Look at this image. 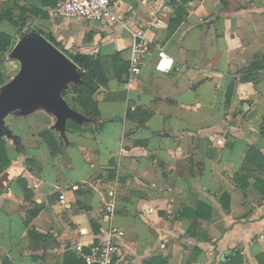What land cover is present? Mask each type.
Returning a JSON list of instances; mask_svg holds the SVG:
<instances>
[{"label": "crops", "instance_id": "crops-1", "mask_svg": "<svg viewBox=\"0 0 264 264\" xmlns=\"http://www.w3.org/2000/svg\"><path fill=\"white\" fill-rule=\"evenodd\" d=\"M60 1L2 0L18 26L0 27L14 39L34 21L113 77L83 132L36 97L0 120V264H80L76 246L90 254L112 226V264H264V69L243 71L264 57V0H112L150 44L131 85V32L57 18Z\"/></svg>", "mask_w": 264, "mask_h": 264}, {"label": "water", "instance_id": "water-1", "mask_svg": "<svg viewBox=\"0 0 264 264\" xmlns=\"http://www.w3.org/2000/svg\"><path fill=\"white\" fill-rule=\"evenodd\" d=\"M11 56L21 63V72L0 96V120L20 104L28 107L36 97L57 118V129L65 132L73 111L62 90L79 80L76 64L38 35L19 41Z\"/></svg>", "mask_w": 264, "mask_h": 264}, {"label": "trees", "instance_id": "trees-1", "mask_svg": "<svg viewBox=\"0 0 264 264\" xmlns=\"http://www.w3.org/2000/svg\"><path fill=\"white\" fill-rule=\"evenodd\" d=\"M10 13V11H3L0 5V25L4 19H8L10 23L18 26V21L10 18ZM14 45L15 42L13 37L3 31L0 27V63L2 61L1 57L7 54ZM71 58L78 67L77 73L79 74V80L77 82L69 83L67 87L62 90V96L66 99L73 111L72 118H70L67 122L66 131L83 132L85 131L87 125H89L93 120H98L99 112L97 110L96 102L94 101V94L98 91L100 86L107 85L113 75L109 74V70L105 67L104 62H102L101 59H95L92 56L85 54H73L71 55ZM262 60H264V57L257 58L252 64L243 68V71L246 72L245 74L264 69V64L261 62ZM115 71L116 73L122 72V70L119 71L117 69H115ZM117 75L119 78L118 73ZM249 78L250 77L246 75L242 79L244 81H248ZM3 82L4 70L3 67H0V83ZM232 90L233 84L230 85L228 90V100ZM70 97H76V100L83 102L81 112L72 106V103L69 100ZM255 155H259V152L254 148L251 150V154L248 159H252ZM10 164L11 160L6 149V142L0 139V173H2ZM255 186L261 190L264 188V182H256ZM87 252L89 253V251H86V253ZM70 256L77 259L74 254H70ZM77 261H79L80 264H87L84 260L77 259Z\"/></svg>", "mask_w": 264, "mask_h": 264}, {"label": "built area", "instance_id": "built-area-1", "mask_svg": "<svg viewBox=\"0 0 264 264\" xmlns=\"http://www.w3.org/2000/svg\"><path fill=\"white\" fill-rule=\"evenodd\" d=\"M57 18L74 19L81 18L89 23L112 22L120 24L129 30L133 36L131 46L130 66L127 72V83H135L142 72L144 59L150 51V44L145 32L141 29L132 30L127 22L121 19L112 5V0H61L54 9ZM157 48L165 55L163 47ZM181 68H177L180 70ZM115 211V204L111 203L106 207V212L112 215ZM108 239L99 247L93 249L90 254H84L81 245L76 246V251L87 262V264H112L117 253V242L123 232L112 226L108 233Z\"/></svg>", "mask_w": 264, "mask_h": 264}, {"label": "rangeland", "instance_id": "rangeland-1", "mask_svg": "<svg viewBox=\"0 0 264 264\" xmlns=\"http://www.w3.org/2000/svg\"><path fill=\"white\" fill-rule=\"evenodd\" d=\"M0 5L3 6V2L2 0H0ZM16 16V15H14ZM25 33L23 35H21V33H18V37H15L13 40L15 42V45L18 43L17 41H21L25 38H28L32 35H38L41 36L43 38L42 31L40 30V27L36 25V22H29L28 24V29L26 31H24ZM45 39V38H44ZM15 45L11 48V50L5 54L4 56L1 57L2 61H1V65L0 67H3L4 70V82L0 83V96L4 95L6 88L8 87V85L10 84V82L12 80H14L19 73L21 72V63L17 60L12 58L11 56V52L13 50V48L15 47ZM56 45L55 47L57 48L58 45ZM63 54H65L69 59H71L69 56L70 54L62 52ZM72 60V59H71ZM73 61V60H72ZM74 62V61H73ZM78 67H76L75 65V70L77 71ZM70 102L72 103V106L74 108H76L79 112H81L82 110V104L83 102L76 100V97H70ZM19 108H22V105H19ZM92 120V119H91ZM93 122V121H92Z\"/></svg>", "mask_w": 264, "mask_h": 264}]
</instances>
